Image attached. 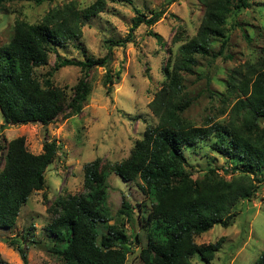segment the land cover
I'll list each match as a JSON object with an SVG mask.
<instances>
[{"label":"trees","instance_id":"obj_1","mask_svg":"<svg viewBox=\"0 0 264 264\" xmlns=\"http://www.w3.org/2000/svg\"><path fill=\"white\" fill-rule=\"evenodd\" d=\"M5 1L0 0V6ZM10 1L35 5L52 2ZM117 1L124 0H94L84 8L68 3L50 10L38 23L14 22L9 42L0 47V114L4 123L47 126L59 115L68 118L80 113L91 92L88 71L106 66L111 47L124 45L127 38L120 42L107 40L108 52L101 58L57 57L53 72L64 67L82 71L71 89V98L52 84V72L41 83L34 70L47 66L52 50L78 41L84 22L103 12L107 2ZM198 1L204 8L200 25L191 38L185 36L183 29L173 36V43H180L177 54L173 59L169 55L163 71L165 83L148 105L157 123L146 126L122 161L110 165L94 159L85 163L82 193L60 196L47 208L50 222L44 230L53 238L51 251L61 260L60 264H125L126 255L119 248L122 233L115 225L106 226L107 235L98 231L100 225L110 221L105 208L110 173L123 182L133 183L149 200L147 209L136 204L134 210L122 200L117 213L129 222L134 217L136 226L145 233L146 243L138 254L142 264H191L195 255L210 262L223 239L198 245L194 237L214 225L230 226L234 221L231 211L237 203L252 202L256 197L264 181L259 177L264 171V126L260 124L264 120V56L234 68L222 82L224 92L210 91L220 107L217 113L228 112L226 121L212 116L197 126L183 115L191 104L185 75L192 74L200 60L223 55L228 43V16L249 4L247 0ZM162 15L163 10L148 19L138 14L127 37L141 23L153 26ZM149 35L158 44L163 43L158 34ZM215 43H219V49L213 54ZM119 75L117 72L114 79L118 80ZM102 83L110 93L112 75L106 72ZM229 97L232 103L226 112ZM191 149H208L226 158L231 166L221 170V174L216 167H208L201 177L193 178L186 170L191 164L185 153ZM59 150L53 140H45L39 154L26 149L24 137L8 143L0 166V229H12L30 195L44 188L45 171ZM226 176L230 178L227 180ZM261 200L264 203V196ZM134 239L139 242L138 234ZM16 248L26 264L24 250L21 246ZM253 264H264V250Z\"/></svg>","mask_w":264,"mask_h":264},{"label":"rangeland","instance_id":"obj_2","mask_svg":"<svg viewBox=\"0 0 264 264\" xmlns=\"http://www.w3.org/2000/svg\"><path fill=\"white\" fill-rule=\"evenodd\" d=\"M93 1L52 0L35 5L7 0L0 6V47L9 42L16 20L35 24L52 9L68 3L84 8ZM247 2V8L232 11L227 18L228 43L223 55L200 60L195 71L185 75L191 104L183 115L191 124L200 126L212 116L226 121L232 98L228 99L227 113L219 115L218 101L210 91L224 92V81L234 68L254 63L264 56V0ZM162 10L163 15L153 26L146 27L141 23L132 36L127 37L138 14L148 19L154 12ZM203 14L204 8L198 0L107 2L103 12L84 22L78 41L52 50L47 66L34 70V76L41 83L46 74L52 72V84L71 98V89L83 75L82 71L77 67H64L53 72L57 57L75 60H84L85 56L101 58L108 52L107 40L120 42L128 39L122 46L111 47L106 66L88 71L91 92L80 113L68 118L59 115L47 126L39 123L6 124L0 114V166L8 143L17 137H24L26 149L32 154L41 153L45 140H53L60 146L56 159L45 171L44 188L30 195L12 229H0V264H24L16 246L24 250L26 264L61 263L51 251L53 238L44 230L50 222L47 208L60 196L82 193V166L85 163L94 159L110 165L122 161L134 142L141 138L146 126L157 123L148 105L165 83L163 71L169 55L173 59L177 54L180 43H173V36L183 29L185 36L193 37ZM151 32L158 34L163 43L158 44L149 35ZM218 49L219 43H215L212 53ZM106 72L113 78L110 93L102 83ZM117 72L120 75L115 80ZM260 124L264 126V120ZM185 154L191 164L186 170L193 178L201 177L208 167H216L221 174V170H229L231 166L226 158L208 149H191ZM259 177L264 180V171L259 173ZM229 178L226 176L225 179ZM107 186L105 208L110 221L98 227L99 234L107 235L106 226L115 225L123 235L119 248L126 255L125 264H142L138 254L145 246V233L136 226L134 217L129 222L117 213L122 200L128 202L133 210L136 204L147 209L149 200L133 183L123 182L111 173L107 177ZM263 196L264 181L252 202L237 203L231 211L234 221L230 226L214 225L209 231L194 237L198 245L212 244L220 238L223 243L210 262L195 255L191 264H253L258 260L264 250ZM135 233L138 234V243L134 239Z\"/></svg>","mask_w":264,"mask_h":264},{"label":"water","instance_id":"obj_3","mask_svg":"<svg viewBox=\"0 0 264 264\" xmlns=\"http://www.w3.org/2000/svg\"><path fill=\"white\" fill-rule=\"evenodd\" d=\"M11 124V123H10ZM13 125V124H12Z\"/></svg>","mask_w":264,"mask_h":264}]
</instances>
